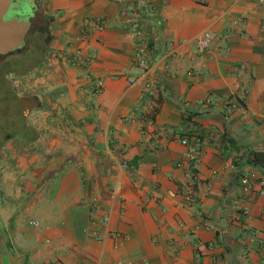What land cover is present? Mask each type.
<instances>
[{"label": "crops", "instance_id": "0c3cea01", "mask_svg": "<svg viewBox=\"0 0 264 264\" xmlns=\"http://www.w3.org/2000/svg\"><path fill=\"white\" fill-rule=\"evenodd\" d=\"M137 1L27 2L24 44L0 53L39 100L30 128L0 117V264H264V190L239 180L264 178V0Z\"/></svg>", "mask_w": 264, "mask_h": 264}, {"label": "built area", "instance_id": "2783aa9c", "mask_svg": "<svg viewBox=\"0 0 264 264\" xmlns=\"http://www.w3.org/2000/svg\"><path fill=\"white\" fill-rule=\"evenodd\" d=\"M138 3V7H140L143 11L145 12H150L152 10V4L150 3L149 0H139L137 1ZM95 27H101L100 22H95L94 23ZM213 32L209 29H205L202 30L195 38V43L196 45L199 47V49H204L206 48L210 42L213 39ZM71 62L73 63H81L82 61H85L87 57L83 56L82 52L80 49H75L72 53H71ZM141 62H143L144 60H140ZM134 78L132 77H128V81H133ZM91 88L93 91L97 90L98 88H100L101 84H102V80L101 79H96L93 80V82H91ZM247 88L243 87L242 88V92L246 93ZM230 107L233 109H238L239 111H241V113H245L246 112V108L242 105V103H238V102H234L231 101L229 103ZM153 123L152 117L150 116H146L145 118H143V124L140 127V132L144 135H149L150 137H155L158 134L159 131V127L157 128H152V129H147L145 126L151 125ZM180 143L185 144L186 146L189 144L188 138L186 137H180L179 138ZM192 147V146H190ZM229 166L232 167L233 164L229 163ZM240 182L242 184H244L247 187L251 186V183H257L258 187L256 188L257 193H262L264 190V178L263 177H258L257 179H255L253 182L249 180L248 176L246 174H242L239 178ZM196 182V177L194 175V173L189 172L188 174V178L186 179L185 183L182 185L181 187V194L182 197L184 198V200L187 202V204H191L194 200H195V194L193 192V186L194 183ZM106 219V216H102L101 218V222H104ZM174 249V248H172Z\"/></svg>", "mask_w": 264, "mask_h": 264}, {"label": "water", "instance_id": "95a60500", "mask_svg": "<svg viewBox=\"0 0 264 264\" xmlns=\"http://www.w3.org/2000/svg\"><path fill=\"white\" fill-rule=\"evenodd\" d=\"M20 1L0 0V53L24 44V34L29 27L27 16L32 11Z\"/></svg>", "mask_w": 264, "mask_h": 264}, {"label": "trees", "instance_id": "16d2710c", "mask_svg": "<svg viewBox=\"0 0 264 264\" xmlns=\"http://www.w3.org/2000/svg\"><path fill=\"white\" fill-rule=\"evenodd\" d=\"M20 47L14 48L12 50H17ZM3 54H0L2 56ZM1 72V69H0ZM0 93L2 95V100L0 101V117L7 121V118L9 117V109L11 107V117L13 115H16V122H13L11 125L14 126L17 130L22 131L23 128H30L29 125L25 124L22 119V115L24 114V109L30 106H38L39 104L37 101H39L37 98L38 96L32 94V95H26L24 97L16 96L14 92L9 87L8 81H6L2 76H0ZM13 101L11 105H9L8 102ZM13 120V119H12ZM1 123L2 126L7 127V123ZM256 152H253L255 155Z\"/></svg>", "mask_w": 264, "mask_h": 264}, {"label": "flooded vegetation", "instance_id": "af4514ba", "mask_svg": "<svg viewBox=\"0 0 264 264\" xmlns=\"http://www.w3.org/2000/svg\"><path fill=\"white\" fill-rule=\"evenodd\" d=\"M20 3H22L23 5H25L27 8H29L28 7V4H27V1H20ZM29 3H34L33 2V0H31ZM34 5V4H33ZM35 6H33V8H34ZM31 10H32V8H30ZM35 9V8H34ZM27 18H29L28 16H27ZM33 26V23H30V27H29V29L31 28Z\"/></svg>", "mask_w": 264, "mask_h": 264}, {"label": "rangeland", "instance_id": "374dc122", "mask_svg": "<svg viewBox=\"0 0 264 264\" xmlns=\"http://www.w3.org/2000/svg\"><path fill=\"white\" fill-rule=\"evenodd\" d=\"M33 42V38H32V35H28L27 37V42L25 43V47H28V46H32V43Z\"/></svg>", "mask_w": 264, "mask_h": 264}]
</instances>
